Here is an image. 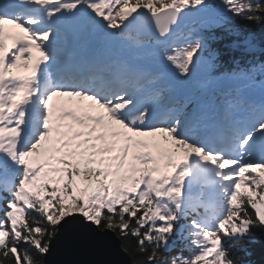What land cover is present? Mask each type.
<instances>
[{
  "label": "snow or ice",
  "instance_id": "obj_1",
  "mask_svg": "<svg viewBox=\"0 0 264 264\" xmlns=\"http://www.w3.org/2000/svg\"><path fill=\"white\" fill-rule=\"evenodd\" d=\"M235 19L259 25L264 0H0V256L43 264L67 226L152 245L147 264H231L222 234L264 226V82L192 95L220 38L180 32ZM182 218L197 251L158 259Z\"/></svg>",
  "mask_w": 264,
  "mask_h": 264
},
{
  "label": "trees",
  "instance_id": "obj_2",
  "mask_svg": "<svg viewBox=\"0 0 264 264\" xmlns=\"http://www.w3.org/2000/svg\"><path fill=\"white\" fill-rule=\"evenodd\" d=\"M233 31L239 33V35L232 34ZM189 33L220 38L211 42V50L217 53L215 60L212 61L214 66L210 70L211 75L224 77L228 73L239 72L241 69L248 71L255 67L257 70L255 82H260L264 79V76L260 75L261 66H264V43L258 42L257 48L259 50L250 53L246 52L245 48L240 45L247 36H255L257 38L264 36V19L259 25H250L246 21L235 19L223 28H216L214 31H205L200 26H193L185 35ZM203 55L205 60L209 59L207 50ZM199 92L201 91L197 90V93ZM213 99L217 104H224L228 98L217 94L213 95ZM51 175L55 177L59 174L52 173ZM249 212L254 217L255 210L249 207ZM31 215L37 220L40 219L34 211L31 212ZM240 217H243L242 213H240ZM186 223L187 221L183 218L177 223V231L173 233L169 240V250H158L160 253L158 259L173 256L187 258L190 254L197 251L195 246L191 245V237L188 235L187 230L181 228ZM115 235L119 240L121 249L128 255L131 264H147V256L153 250L152 245L146 244L144 250L141 251L137 247L134 238L129 236L121 239L119 235ZM221 244L222 248L226 250L231 264H264V226L259 225L258 222L250 225L249 231L244 235H240L238 232L231 235L222 234ZM20 247L28 248L31 252V249L26 244H21ZM32 255L35 257L36 254L32 252ZM0 264H12V261L0 256Z\"/></svg>",
  "mask_w": 264,
  "mask_h": 264
},
{
  "label": "water",
  "instance_id": "obj_3",
  "mask_svg": "<svg viewBox=\"0 0 264 264\" xmlns=\"http://www.w3.org/2000/svg\"><path fill=\"white\" fill-rule=\"evenodd\" d=\"M192 24H189L190 26ZM182 32L186 28L181 29ZM249 37V36H248ZM155 39L154 33L142 37ZM244 45V41L241 43ZM246 51H249L246 48ZM205 76L199 71L188 84L191 93L193 82L201 81ZM43 264H131L128 255L121 249L118 238L114 233L77 234L75 230L70 231L67 226L60 229L50 245V251L43 257Z\"/></svg>",
  "mask_w": 264,
  "mask_h": 264
},
{
  "label": "rangeland",
  "instance_id": "obj_4",
  "mask_svg": "<svg viewBox=\"0 0 264 264\" xmlns=\"http://www.w3.org/2000/svg\"><path fill=\"white\" fill-rule=\"evenodd\" d=\"M191 27H188V29H191ZM148 41V40H145ZM170 42H174L175 44H178L180 46H183L182 42L180 39H175L173 38V41ZM201 70L205 76L203 77V79L201 81H198L196 83H194V88L197 90H201V93H197V91H195L193 93L194 96L197 97H204V98H213V95H217L219 94V92L223 93V95H225V93L229 90H236L237 88L242 87V82H229L225 79H216V78H223V77H215L212 76L210 74L209 68L207 67L206 64H202L201 68L199 69ZM171 71V69H170ZM210 77H212L213 79H210ZM264 82V79L260 82H255L257 87H259L260 83ZM226 86V89H221V86ZM212 97H211V94ZM216 93V94H215ZM220 93V94H221ZM247 94V93H245ZM257 98L259 99V93H256Z\"/></svg>",
  "mask_w": 264,
  "mask_h": 264
},
{
  "label": "bare ground",
  "instance_id": "obj_5",
  "mask_svg": "<svg viewBox=\"0 0 264 264\" xmlns=\"http://www.w3.org/2000/svg\"><path fill=\"white\" fill-rule=\"evenodd\" d=\"M221 96H226V95H223V93H221Z\"/></svg>",
  "mask_w": 264,
  "mask_h": 264
}]
</instances>
